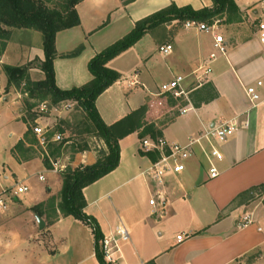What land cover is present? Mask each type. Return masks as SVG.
I'll list each match as a JSON object with an SVG mask.
<instances>
[{
  "label": "crops",
  "instance_id": "0c3cea01",
  "mask_svg": "<svg viewBox=\"0 0 264 264\" xmlns=\"http://www.w3.org/2000/svg\"><path fill=\"white\" fill-rule=\"evenodd\" d=\"M235 1L242 12L241 20L227 23L223 30L219 28L225 38L224 56H217L220 51L215 47L213 35L197 36L195 33L201 32H194L195 42L189 36L192 32L185 27L186 32L170 34L171 26L164 24L150 30L108 63L121 78L96 100L106 124H113L145 105L146 120L162 129L161 138L168 143L188 144L199 139L191 147L192 156L185 161L186 169L166 180L164 190L170 204L163 214H154L149 203L156 185L145 171L154 160L142 150L143 138L137 132L120 140L118 167L84 188L88 203L85 212L97 219L104 237L118 238L121 225L129 231V240L119 242L116 264H146L152 260L155 264H264V109L249 110L250 102L244 91V86L264 77L257 23L252 29L250 26L252 9H261L262 13L264 6L263 0ZM171 4L190 5L199 10L213 7L214 2L80 1L77 5L80 24L56 35L57 86L71 89L89 82L92 79L89 62L96 54L128 34L137 21ZM159 28L163 29L160 34L155 33ZM10 30L6 47L0 50V195L5 196L7 206H0V264H101L96 256L92 227L48 204L51 197H58L54 191L61 190L62 178L54 182L52 174L56 172L36 155L38 146L23 156L13 152L16 144L25 139L29 123L23 118L15 88L7 89L4 65L31 63L30 78L42 80L45 74L40 63L45 52L41 32L26 28ZM177 40L183 43V56L164 58L168 55L160 47L171 44L173 55ZM3 41L0 38V47ZM81 46L79 53L72 54ZM212 53L216 58L211 61ZM208 67L211 72L205 73ZM177 75L186 76L183 84L186 94L178 97L162 91V85ZM192 75L199 82L194 87ZM171 95L183 105L171 100ZM68 103L70 100L59 104ZM175 109L178 112L173 115ZM166 117L170 119L165 122ZM228 122H237V128L226 141L205 137L208 130ZM101 142L106 145L103 139ZM213 148L224 156L222 160H213L219 171L215 178L209 175ZM43 149L41 154L56 162L47 146ZM106 149L107 145L103 150ZM97 160L95 151L86 150L75 164L92 165ZM44 169L52 177L40 180ZM47 180L49 184L45 186ZM16 185L27 186L29 190L16 196L13 193ZM136 192L142 194L143 207L139 204L138 210L120 212L116 201L130 200ZM253 197L258 198L257 203H251ZM38 204H45L39 209L41 213L32 209ZM248 212L253 214V223L241 227ZM179 235L185 237L181 242L177 239Z\"/></svg>",
  "mask_w": 264,
  "mask_h": 264
},
{
  "label": "trees",
  "instance_id": "16d2710c",
  "mask_svg": "<svg viewBox=\"0 0 264 264\" xmlns=\"http://www.w3.org/2000/svg\"><path fill=\"white\" fill-rule=\"evenodd\" d=\"M52 0H0V50L6 47V41L11 34V28L34 29L42 33L45 59L40 63V68L45 74L42 80L30 78L31 63L24 66L4 65L8 76V86L16 88L25 85L24 92L29 93L30 98L51 99L57 104L65 100L75 101L84 110L93 122L97 135L107 145V151L96 163L77 168L68 166L62 172V187L58 197L48 200L50 207L55 211L59 209L63 215H72L92 227L95 234L96 256L101 264H113L107 262L102 246L104 234L100 224L93 216L87 215L85 208L87 201L83 190L90 184L106 176L120 163V140L137 132L140 138L150 136L158 139L163 136L162 129L155 122L146 120L147 106L132 111L113 124H106L96 106L97 98L116 83L121 74L108 66V63L122 52L134 46L150 30L174 20L185 22L198 20L213 24L217 19L225 17L227 23L238 22L242 18V12L235 0H213V7H205L199 10L192 6L178 7L176 4L161 9L136 22L135 27L124 37L109 45L96 54L89 62V70L92 79L86 84L71 89H61L56 84V71L54 61L57 56L56 35L59 31L78 26L80 16L77 5L82 0H60L54 6ZM79 47L74 53L81 51ZM32 107V105H31ZM50 138V137H49ZM27 141L30 145H27ZM39 144L36 134L30 127L25 134V139L20 140L13 149L16 156H23L25 152L34 149ZM62 143L56 144L48 140L47 149L53 161H58L62 153ZM28 146V147H27ZM25 148V150H24ZM148 155L154 161L159 158V152H149ZM45 164L52 167V161L45 156ZM264 187V185H263ZM45 204H38L32 209L39 212ZM41 213V212H39ZM41 216V214H39ZM146 264H155L149 261Z\"/></svg>",
  "mask_w": 264,
  "mask_h": 264
},
{
  "label": "built area",
  "instance_id": "2783aa9c",
  "mask_svg": "<svg viewBox=\"0 0 264 264\" xmlns=\"http://www.w3.org/2000/svg\"><path fill=\"white\" fill-rule=\"evenodd\" d=\"M264 6V0H263ZM257 22V37L258 41L263 50V59H264V7L263 12L260 13ZM219 20H216L213 24L198 20H187L184 23V27L190 30H196L197 32H206L214 36L215 47L220 52H225V38L221 31H218L220 28ZM218 31V32H217ZM160 51L169 55L173 51V46L167 44L160 47ZM216 58V54L212 53L210 56L211 61ZM211 72V68L208 67L205 70V73ZM186 80V76L177 75L169 82L162 85L163 92H169L175 96H181L186 94L183 84ZM245 94L250 102V109L263 108L264 109V79H258L254 83L244 86ZM187 111L184 109V112ZM248 125V124H246ZM237 128L236 123H225L219 126H216L208 130L205 134V137L210 138L214 137L221 142L226 141L227 137L232 134ZM33 132L36 134L39 144L42 147H46L49 140V130L41 126L33 127ZM63 135L61 133H56L52 138L54 141H62ZM199 139L193 140L188 144L180 143H168L164 138L153 139L151 137H145L141 141V148L144 152H159V158L154 161L151 166L145 171V173L151 178V180L156 185V190L151 196L149 203L152 206V212L154 214L161 213L163 214L167 207L170 204V200L167 197L164 187L166 186V180L170 175H178L186 169L185 161L192 156L191 147L194 143L198 142ZM224 158L223 154L216 148H213L210 155V168L209 175L211 178H215L219 175L217 166L214 164L213 160H222ZM64 165H60L59 161L52 162L51 171L57 172L63 170ZM40 180H44L45 176L40 175ZM29 190L27 186L16 185L13 190V193L16 196L26 193ZM0 206L6 208V199L3 194L0 195ZM253 223V214L251 212L246 213L243 216L242 222L240 223L241 227H246ZM118 238L115 237H104L102 241V246L107 262L116 264L117 258L116 253L120 250L119 242L128 241L130 234L128 229L121 225L118 230ZM178 241H183L185 237L179 235L177 237Z\"/></svg>",
  "mask_w": 264,
  "mask_h": 264
},
{
  "label": "rangeland",
  "instance_id": "374dc122",
  "mask_svg": "<svg viewBox=\"0 0 264 264\" xmlns=\"http://www.w3.org/2000/svg\"><path fill=\"white\" fill-rule=\"evenodd\" d=\"M59 2H60V0H52L50 3H51V5L54 4V6H55ZM252 10H253L252 15L250 16L251 21H252V24L250 23L251 29L256 27L258 17L261 13V9H257V8L254 9L253 8ZM217 20L220 21L219 25H220L221 30L226 28L227 22H226L225 17L219 18ZM166 25L171 26V29L169 31L170 34H172L175 31L186 32V30L184 31V29H183V27H184L183 22H181V21H174V22L172 21L171 23H167ZM165 28L167 30L168 27L165 26ZM161 30H163V29L159 28L155 31V33L160 34ZM187 30L192 32L189 36H191L195 40L196 37L194 38L193 36H194V32H197V31L196 30H190V29H187ZM218 31H220V30H218ZM195 34H197V36H209L210 35L206 32L195 33ZM39 36L42 38L41 33H39ZM195 42H197V40H195ZM258 45H259V51H260L261 56H262V62L264 64L263 50H262L260 43ZM175 47L176 48H175L174 54L168 55L167 57H164V58H168V60H170V58H179L180 56H183L182 55L184 52L183 43L179 42L177 40L175 42ZM260 53H259V55H260ZM219 55H223V52L218 53L217 56H219ZM263 79H264V77H263ZM190 81H191L192 87H194L196 84L199 83L196 79H193V75H192V78L190 77ZM201 81H204V79H202ZM24 87H25V85H22L19 88H16L14 86H11L9 88V89L15 88L13 90L15 92H17L16 96L19 95L18 98L20 100V110L22 112L23 118L30 124V127L32 128V130H33V127H35L37 125L41 126L43 128H47L50 132L49 137L51 138V142H55L56 144H60V143L63 144L60 161L59 160L58 161H59L60 165H64V169L57 171L55 174H52L53 176L55 175L54 177H55L56 181H54V182L58 183V178L60 176H62V172L64 170H66V168L68 166H71L73 168L84 166L83 164L79 165V166H77L78 163L75 164V162L77 161V157L82 152H84L86 150L95 151V153L97 154L98 159H99L108 150V149H106V151L103 150V148H106V145L103 142H101V139L97 135V131H96V128H95L93 122L89 119L87 114L78 105L77 102H75V101L71 102L70 101V103H68L67 105L64 106V104L62 105L59 103H57V104L53 103L52 100L49 98L48 99L46 98L43 100L37 99V98H30L29 93L24 92ZM170 99L174 100L175 103H177V104L179 103L180 105H183V103H184V102H181L180 100L176 101L175 97H173L172 95H171ZM31 105H32V107H31ZM177 112H178V110L175 109L173 111V115H175ZM169 119H170V117H166L164 119V121L166 122ZM56 133H61L63 135L64 138L62 139V141L56 142L52 139ZM36 150H37L36 155L39 156L41 158V160L44 162L45 155L41 154L40 147H36ZM42 174L44 176H46V178L52 177L51 174H49L47 169H44L42 171ZM47 182H48V180L46 181V183H44L45 186H47L49 184V182L48 183ZM33 184L35 185V183H33ZM55 187H56V185H55ZM45 191L47 192L46 189H45ZM54 192L59 195L60 191H54ZM257 201H258V198L253 197L251 200V203H257ZM116 204L118 205V210L120 212H124V213L128 214L132 210L133 211L135 209L138 210L139 204H141V206H142V194H141V192H136V195L134 198L131 197L130 200H123L122 202H120L118 200V201H116ZM171 225H173V224H171ZM178 229H176V231Z\"/></svg>",
  "mask_w": 264,
  "mask_h": 264
},
{
  "label": "water",
  "instance_id": "95a60500",
  "mask_svg": "<svg viewBox=\"0 0 264 264\" xmlns=\"http://www.w3.org/2000/svg\"><path fill=\"white\" fill-rule=\"evenodd\" d=\"M39 221H40V223H41V225H42V227H43V222H42V220H41V219H39Z\"/></svg>",
  "mask_w": 264,
  "mask_h": 264
}]
</instances>
